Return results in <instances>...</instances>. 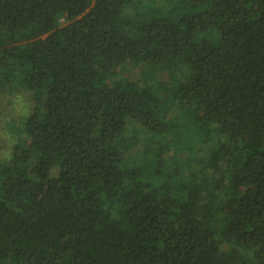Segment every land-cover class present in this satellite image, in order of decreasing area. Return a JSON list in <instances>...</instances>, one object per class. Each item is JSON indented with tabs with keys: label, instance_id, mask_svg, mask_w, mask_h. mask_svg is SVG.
<instances>
[{
	"label": "trees",
	"instance_id": "1",
	"mask_svg": "<svg viewBox=\"0 0 264 264\" xmlns=\"http://www.w3.org/2000/svg\"><path fill=\"white\" fill-rule=\"evenodd\" d=\"M0 264H264V0H0Z\"/></svg>",
	"mask_w": 264,
	"mask_h": 264
},
{
	"label": "rangeland",
	"instance_id": "2",
	"mask_svg": "<svg viewBox=\"0 0 264 264\" xmlns=\"http://www.w3.org/2000/svg\"><path fill=\"white\" fill-rule=\"evenodd\" d=\"M20 113H21V110L19 112H15V114H12L11 116L9 117H3L2 119V124L3 126H7V128L9 127L7 125L8 122H10L11 120H19L20 119ZM19 118V119H18ZM17 127H19V125L17 124L16 125ZM8 130L10 131V133H7V136H4L2 138V140H7V143H4L3 146H2V151L1 153H8L10 154L12 152V143H11V139L15 137V131H12L11 129L8 128ZM7 155V154H6ZM8 157V156H7Z\"/></svg>",
	"mask_w": 264,
	"mask_h": 264
}]
</instances>
